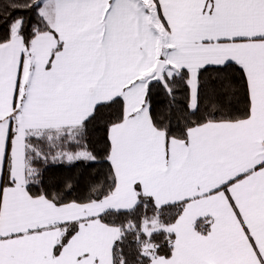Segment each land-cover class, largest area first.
Wrapping results in <instances>:
<instances>
[{
    "label": "snow or ice",
    "instance_id": "snow-or-ice-1",
    "mask_svg": "<svg viewBox=\"0 0 264 264\" xmlns=\"http://www.w3.org/2000/svg\"><path fill=\"white\" fill-rule=\"evenodd\" d=\"M0 264H264V0H0Z\"/></svg>",
    "mask_w": 264,
    "mask_h": 264
}]
</instances>
